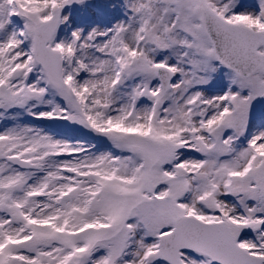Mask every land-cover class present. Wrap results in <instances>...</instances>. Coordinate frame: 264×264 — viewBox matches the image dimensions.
<instances>
[{"label": "snow or ice", "instance_id": "snow-or-ice-1", "mask_svg": "<svg viewBox=\"0 0 264 264\" xmlns=\"http://www.w3.org/2000/svg\"><path fill=\"white\" fill-rule=\"evenodd\" d=\"M0 0V264H264V0Z\"/></svg>", "mask_w": 264, "mask_h": 264}, {"label": "rangeland", "instance_id": "rangeland-1", "mask_svg": "<svg viewBox=\"0 0 264 264\" xmlns=\"http://www.w3.org/2000/svg\"><path fill=\"white\" fill-rule=\"evenodd\" d=\"M119 0H87L83 6H75L74 23H107L110 20L119 18L121 9L119 6L113 8L114 3Z\"/></svg>", "mask_w": 264, "mask_h": 264}]
</instances>
